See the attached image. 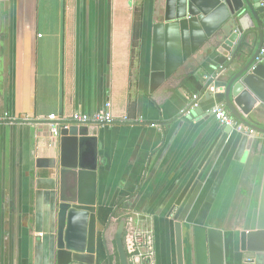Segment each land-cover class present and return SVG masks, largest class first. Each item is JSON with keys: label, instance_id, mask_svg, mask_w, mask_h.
Listing matches in <instances>:
<instances>
[{"label": "crops", "instance_id": "1", "mask_svg": "<svg viewBox=\"0 0 264 264\" xmlns=\"http://www.w3.org/2000/svg\"><path fill=\"white\" fill-rule=\"evenodd\" d=\"M164 7L165 0H64L62 115H92L109 103L115 119L98 131L101 223L113 214L98 264L115 262V217L137 228L134 264H177L175 220L184 264H195V224L223 232L225 264H264V253L241 251L238 241L257 220L264 154L253 150L262 140L254 137L247 155H237L245 133L221 127L210 112L224 104L213 82L233 42L215 34L150 93L152 25ZM135 8L142 16L136 40ZM58 49L59 0H0V264H56V139L46 118L59 115ZM191 102L201 114H183ZM254 120L264 127V118Z\"/></svg>", "mask_w": 264, "mask_h": 264}, {"label": "water", "instance_id": "2", "mask_svg": "<svg viewBox=\"0 0 264 264\" xmlns=\"http://www.w3.org/2000/svg\"><path fill=\"white\" fill-rule=\"evenodd\" d=\"M219 32L233 42V48L213 89L222 92L224 105L235 120L254 132L253 136L243 135L237 155L241 153L244 158L256 137L262 142H257L253 151L260 156L264 154V127L254 119L264 118V54H260L264 48V0H165L161 20L152 25L149 92L159 88ZM63 36L64 0H59V115L63 107ZM206 96L210 98L211 93ZM187 112L201 114L193 102L183 114ZM98 131L96 124H72L62 129L55 141L51 169L57 180L53 233L56 264H98L101 248L107 255L106 233L113 214L101 223L96 202ZM214 144L180 191L169 214L181 205ZM125 224L126 218L121 217L114 234L119 264H129L123 242ZM173 229L176 262L184 264L182 222L175 220ZM191 236L195 264H225L221 230L195 224ZM238 241L241 251L264 253V176L255 228L241 231Z\"/></svg>", "mask_w": 264, "mask_h": 264}, {"label": "built area", "instance_id": "3", "mask_svg": "<svg viewBox=\"0 0 264 264\" xmlns=\"http://www.w3.org/2000/svg\"><path fill=\"white\" fill-rule=\"evenodd\" d=\"M260 54H264V48L261 49ZM212 79V76H210ZM109 103L105 104V109H101L98 112L88 115L81 112H74L70 115H48L46 120V125L49 128L50 137L53 139H57L59 133L62 129H67L72 124H96L98 126L111 125L115 123L114 117L108 110ZM211 114L217 123L223 128H230L238 132L248 133L249 135L254 134L253 131L247 130L243 127L241 123L235 120V118L230 114V112L226 109L224 104H216L211 108ZM189 115V113H185ZM138 243V234L130 235V250H127L128 253H132L135 251V246ZM250 260V259H249Z\"/></svg>", "mask_w": 264, "mask_h": 264}, {"label": "rangeland", "instance_id": "4", "mask_svg": "<svg viewBox=\"0 0 264 264\" xmlns=\"http://www.w3.org/2000/svg\"><path fill=\"white\" fill-rule=\"evenodd\" d=\"M125 218H126V223H127L128 222V218L127 217H125ZM136 223H137V221H136ZM136 231H137V228L135 227V225H128V224L126 225V231H125V233L123 235V242L125 243V245L127 244V240L126 239L127 238H130V235L132 233L133 234L136 233ZM113 254H114V257H115V262L113 264H119V262L117 260V257H118L117 251H113ZM135 254H138V250L136 248H135V251L134 252L128 253V258H129L130 261L133 258V255H135ZM109 263H111V260L110 259H109ZM130 264H134V262L131 261Z\"/></svg>", "mask_w": 264, "mask_h": 264}, {"label": "trees", "instance_id": "5", "mask_svg": "<svg viewBox=\"0 0 264 264\" xmlns=\"http://www.w3.org/2000/svg\"><path fill=\"white\" fill-rule=\"evenodd\" d=\"M141 20H142V16H141L140 8H135L134 9V22H133V39L135 40L136 38H139L141 35Z\"/></svg>", "mask_w": 264, "mask_h": 264}, {"label": "flooded vegetation", "instance_id": "6", "mask_svg": "<svg viewBox=\"0 0 264 264\" xmlns=\"http://www.w3.org/2000/svg\"><path fill=\"white\" fill-rule=\"evenodd\" d=\"M121 218V217H120ZM120 218H118V217H115V220H116V227H115V232H116V229H117V227H118V225H119V222H120ZM111 223V222H110ZM110 226V225H109ZM125 231H126V224H125V229H124V233H125ZM124 235V234H123Z\"/></svg>", "mask_w": 264, "mask_h": 264}]
</instances>
